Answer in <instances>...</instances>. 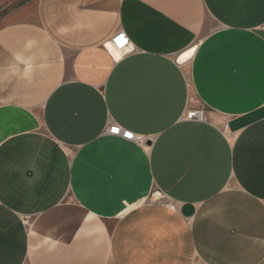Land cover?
<instances>
[{
  "label": "crops",
  "instance_id": "1",
  "mask_svg": "<svg viewBox=\"0 0 264 264\" xmlns=\"http://www.w3.org/2000/svg\"><path fill=\"white\" fill-rule=\"evenodd\" d=\"M0 264H264V0H0Z\"/></svg>",
  "mask_w": 264,
  "mask_h": 264
},
{
  "label": "built area",
  "instance_id": "2",
  "mask_svg": "<svg viewBox=\"0 0 264 264\" xmlns=\"http://www.w3.org/2000/svg\"><path fill=\"white\" fill-rule=\"evenodd\" d=\"M131 45L130 38L125 33L115 34L111 40L107 43V48L111 51V48L116 52H124L129 49ZM186 120L192 119H204V113L202 111L191 110L185 113L183 116ZM106 133L113 136H120L129 141H136L139 143H145L146 139L140 134H136L130 130H126L117 124H109L105 130Z\"/></svg>",
  "mask_w": 264,
  "mask_h": 264
},
{
  "label": "bare ground",
  "instance_id": "3",
  "mask_svg": "<svg viewBox=\"0 0 264 264\" xmlns=\"http://www.w3.org/2000/svg\"><path fill=\"white\" fill-rule=\"evenodd\" d=\"M111 51H113V52H116L115 50H113L112 48H111ZM193 49L192 50H190V51H188L187 53H185L184 55H182L181 57H180V61H182L183 59H184V57L186 56V55H188V54H192L193 53Z\"/></svg>",
  "mask_w": 264,
  "mask_h": 264
},
{
  "label": "rangeland",
  "instance_id": "4",
  "mask_svg": "<svg viewBox=\"0 0 264 264\" xmlns=\"http://www.w3.org/2000/svg\"><path fill=\"white\" fill-rule=\"evenodd\" d=\"M196 111H202L204 113V115H205V112L203 110H196Z\"/></svg>",
  "mask_w": 264,
  "mask_h": 264
}]
</instances>
